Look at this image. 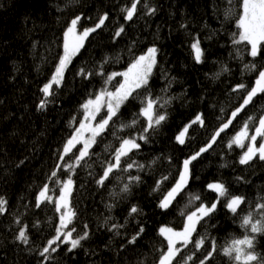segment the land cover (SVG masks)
Returning a JSON list of instances; mask_svg holds the SVG:
<instances>
[{
    "label": "trees",
    "instance_id": "obj_1",
    "mask_svg": "<svg viewBox=\"0 0 264 264\" xmlns=\"http://www.w3.org/2000/svg\"><path fill=\"white\" fill-rule=\"evenodd\" d=\"M144 2L155 5V13L145 12L142 2L133 20L126 21L122 8L130 5V0H0V197L7 201V211L0 212V264H41L39 249L59 223L55 202L43 201L37 207L36 197L44 183H49L50 189L59 195L56 178L48 179L55 164L60 163L58 150H62L63 143L83 118L80 105L103 84L99 77L86 82L76 70L81 66L92 68L104 60L106 72L122 71L133 53L138 55L152 43L160 51L151 91L154 95L172 97L166 109L167 120L132 157L144 164L143 170L116 171L103 187L94 182L103 162L118 147L119 137L128 132V129H117L114 137L111 129L115 125L111 122L110 128L97 137L90 149L91 157L86 158L90 166L82 162L75 173L61 169L75 180L71 204L77 214L69 227H75L79 233L87 225L90 235L75 250L68 251L61 245L57 253L52 254L55 259L51 264H156L160 250L166 246L159 228L183 226V213L200 202L185 207L189 193L198 194L205 202L216 200L214 190L206 187L216 180L224 182L230 193L245 195L246 202L233 214L225 207V199L220 198L217 209L197 226L198 233L215 239L218 251L232 239L251 234L246 233L239 221L250 206L254 207L264 196V162L257 159L249 165L240 164L239 155L243 150L235 145L232 149L225 146V141L234 134L233 129L238 130L242 119L246 118L244 113L230 126L227 135L222 134L224 140H218L214 150L191 162L192 177L173 205L167 210L158 207L159 199L178 178L183 159L198 150L209 137L212 126L239 102L240 93L232 92L231 86L237 82L254 83L257 70L264 65V57L250 55L247 42L233 43L238 39L233 34L238 33L235 21L240 0ZM229 10L231 15H226ZM104 11L109 12L105 25L89 35L84 48L65 72L63 83L53 85V94L46 97L42 88L54 72L58 53H62L63 33L71 19L83 13L78 22L82 31L83 27L93 26ZM120 24H124L125 31L113 39L112 34ZM197 37L204 49L202 61L195 60L191 49ZM260 47L264 52V44ZM250 62L257 68L245 69L244 65ZM224 64L228 72L220 71ZM216 73H220L218 77ZM121 79L114 77L109 88L117 86ZM161 89L166 92L161 93ZM41 99L47 100L44 109L38 107ZM138 105L139 100H136L122 106V115L118 114L120 120L132 119ZM220 108H224L225 113ZM246 111L254 117L264 112V98L257 100L255 106H248ZM199 112H204L206 121L211 123L204 127L192 124L185 144H179L175 136ZM144 123L145 119L140 117L139 124ZM257 139L260 142V138ZM79 147L77 145L73 153ZM71 158L72 153H69L65 160ZM127 172L139 174L141 182L125 194L120 189ZM161 174L168 180L154 191L155 181ZM57 175L66 179L60 172ZM113 192L118 195H111ZM109 203L113 207L109 208ZM130 204L139 205L142 209L139 216H129ZM16 217L20 218L19 224L14 222ZM105 218H109L107 225ZM37 220L39 225H36ZM112 223L123 227L112 229ZM138 223L144 225L145 232L133 246L125 241ZM24 224L29 226L31 242L28 245L14 239V234ZM255 243L256 251L264 252V234H256ZM214 264L234 262L219 252Z\"/></svg>",
    "mask_w": 264,
    "mask_h": 264
},
{
    "label": "snow or ice",
    "instance_id": "obj_2",
    "mask_svg": "<svg viewBox=\"0 0 264 264\" xmlns=\"http://www.w3.org/2000/svg\"><path fill=\"white\" fill-rule=\"evenodd\" d=\"M142 2L144 3L145 12L149 14L155 13V5L144 2V0H130V5L125 4L122 8L126 21L133 20V17L137 14L138 5ZM239 9L235 21L238 26V33L233 34L238 36V39L234 40L233 43L247 42L250 46L248 51L252 57H257L258 55L264 57V52L261 51L260 47L264 44V0H240ZM226 15H231V10L226 12ZM82 16L83 13L74 15L63 33L62 53H58L54 72L42 88V92L46 97L53 94V85H61L63 83L65 72L68 70L69 65L72 64L73 58L84 48L85 41L89 35L105 25V22L109 19V12L104 11L99 15L93 26L83 27L82 31H80L77 25L81 21ZM124 31V24H120L115 28L112 38L120 37ZM191 49L194 51L195 60L202 61L204 49L201 47L198 37L191 43ZM159 51L160 49L155 43L150 44L146 49L141 50L138 55L133 53L127 67L119 72H106L104 60L98 62L92 68L81 66L76 70L77 74L84 78L86 82L90 83L92 78L99 77L102 79L103 84L99 89L89 94L80 105L83 109V118L79 120L78 126L75 127V130L63 143L62 150H58L57 159L60 163L55 164V168L48 179L51 181L54 177L56 178L55 183L59 185V195H55V190L50 189L49 183H44L36 197L37 207H39L40 202L54 201L55 209L59 213V223L54 228V234L50 235L39 249L41 264H51L55 259L52 254L57 253L61 245H64L68 251L75 250L90 235L89 231L86 230L87 225H84V229L79 233H76L75 227H69L77 214L71 204L75 180L72 175L61 172V169L66 168L68 173H75L76 167L81 166L82 162L84 165H88V159L91 157L90 149L96 144L97 137L102 136L105 130L110 128V122L115 125L111 129V134L114 137L117 135V129H128V132L119 137L117 141L118 147H115L110 157L103 162L101 171L94 177V182L103 187L105 181L111 175H114L116 171L125 172L133 168L143 170L144 164L132 159V157L142 149L143 144L150 142L152 134L167 120L168 112L166 109L172 101L170 96L163 94L154 95L151 91V81L153 71L158 64ZM237 54H240L239 50H237ZM244 67L248 70L257 68L256 64L251 62L245 64ZM220 71L228 72L229 68L224 64ZM219 74L216 73L215 75L218 77ZM114 77H121L122 79L117 86L109 88V84ZM170 84L171 81H169V86ZM230 90L240 93L239 102L226 113L224 108L219 109L222 113H225V116L212 126L209 137L198 150L183 159L182 169L178 172V178L175 179V182L171 184L158 201L159 208L167 210L173 205L177 196L184 191L192 177L191 162L203 153L214 150L218 140H224L222 134L227 135V130L230 129L234 121L238 120L241 113H244L246 118L242 119L238 130L233 129L234 134L225 141L226 149H232L235 145L243 150L239 155L240 164L249 165L250 162H254L257 159L264 162V112H260L254 117L253 115H248L246 111L248 106H255L257 100L264 98V65H261L257 70L254 83L237 82L231 86ZM165 92L166 89H161V93ZM136 100H139L138 110L132 113V119L127 122L120 120L118 114L122 115L121 107ZM38 107L41 109L46 108L47 100L41 99ZM140 117L145 119L144 124H139ZM114 118H116V121H114ZM75 120L76 118L73 117L72 122L75 123ZM208 123L211 122L206 121L204 112L197 113L194 120L185 124L175 136L176 141L181 145L185 144L186 135L192 124L204 127ZM258 137L260 142L257 140ZM77 145H80V147L73 153V149ZM69 153H72V158L66 161L65 157ZM168 159L170 160L171 157H168ZM58 172L61 175H66V179H60L57 175ZM117 178L119 179L120 177ZM239 179L243 180V177H239ZM167 180L168 177L161 174L160 178L155 181L154 191ZM139 182H141L139 174L132 175L127 172L122 179L120 191L127 194ZM206 187L214 190V193L217 194L216 200L210 203L205 202L201 200L198 194L189 193L185 207L193 205L196 201L200 202L192 210L183 213L185 217L183 226L177 229L162 225L159 228V233L166 240V246L160 250L156 264H214L215 257L219 252H223L234 264H264V252H257L255 243L256 234H264V196H261L254 207L250 206V210L240 217V226L245 229L246 233L250 232L251 234L232 239L229 243L221 246L218 251L215 239L207 238V234H199L197 226L205 217H210V214L217 209L220 198H224L225 207L231 213L236 214L238 210H241V205L246 202V196L230 193L226 184L220 180L209 182ZM111 195L116 196L118 193L113 192ZM108 207H113V204L109 203ZM6 211L7 201L0 197V212ZM141 212L142 209L139 205L130 204V217L135 218ZM14 222L19 224L20 218L16 217ZM104 223L107 225L109 218H105ZM39 224L40 221L37 220L36 225ZM110 227L118 229V227L123 226L112 223ZM144 232V225L138 223L134 232L130 234L125 242L136 246L138 238L142 239ZM74 233L76 234L74 235ZM194 234L196 235L194 236ZM14 239L24 245L30 244L29 226L24 224L20 227L14 234ZM189 245L192 246L191 249L188 248ZM123 246L122 244L121 247ZM182 249H184L183 252Z\"/></svg>",
    "mask_w": 264,
    "mask_h": 264
},
{
    "label": "rangeland",
    "instance_id": "obj_3",
    "mask_svg": "<svg viewBox=\"0 0 264 264\" xmlns=\"http://www.w3.org/2000/svg\"><path fill=\"white\" fill-rule=\"evenodd\" d=\"M77 28H78V30H80L79 27H78V25H77ZM98 119H99V116H98ZM86 135H87V133H86ZM257 140H258V139H257Z\"/></svg>",
    "mask_w": 264,
    "mask_h": 264
}]
</instances>
